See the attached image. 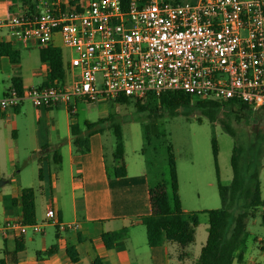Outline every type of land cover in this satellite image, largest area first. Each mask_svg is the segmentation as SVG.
I'll use <instances>...</instances> for the list:
<instances>
[{
	"label": "built area",
	"instance_id": "obj_1",
	"mask_svg": "<svg viewBox=\"0 0 264 264\" xmlns=\"http://www.w3.org/2000/svg\"><path fill=\"white\" fill-rule=\"evenodd\" d=\"M262 0H37L29 15L13 13L5 26L21 45L46 48L55 37L69 51V84L9 89L0 110L28 99L33 106L76 101L143 99L167 91L264 107ZM47 222L62 227L53 208ZM37 223H0V238L18 237Z\"/></svg>",
	"mask_w": 264,
	"mask_h": 264
},
{
	"label": "crops",
	"instance_id": "obj_2",
	"mask_svg": "<svg viewBox=\"0 0 264 264\" xmlns=\"http://www.w3.org/2000/svg\"><path fill=\"white\" fill-rule=\"evenodd\" d=\"M30 3L34 12L37 0L0 1V21H7L13 13H24ZM0 43L10 45L19 55L16 62L0 55V97L12 88L13 78L19 80L20 92L29 87H41L46 82L48 67L40 61L41 47L34 43L21 45L10 37L5 26L0 27ZM52 45L65 51L58 37L54 38ZM72 71L70 68L66 70L63 84L70 83ZM51 109L35 107L28 99H24L14 108L0 110V223L21 219L20 198L23 188H35V198L37 193L44 198L43 216L39 217L35 212V223H41V233L0 238V258L4 249H12L14 241L20 239L24 249L17 254V264H92L96 258H100L103 264H192L207 237L206 226L199 240L198 253H195L192 245L195 244L199 228L196 214L205 215L208 220L206 211L216 208H190L183 205L178 191L182 211L191 215V223L196 222L194 242L184 249L186 255L182 261L178 259L181 250L174 243L164 240L159 246L149 247L141 218L150 213L148 189L155 185L151 184L144 170L129 172L126 163L125 176H108L107 166L112 167L114 163L105 156L99 133L89 137V145L84 153H76L70 134L71 120L66 127L65 141L53 143L46 131L49 126L54 130L52 118L48 115ZM25 138L31 140L27 144L30 147H26ZM62 145H65L67 154L66 166L59 153ZM44 147L49 148V151L41 154L42 161L48 155L52 157V151H56L61 162L52 170L49 166L48 183L40 184L38 181V165L36 185H33L32 177L26 183L22 168L17 166V155L21 148L24 152L29 148L38 154ZM210 187L217 190L216 176L215 183H209ZM48 208L54 209L56 220L62 227L47 222L44 214ZM50 227L54 229V241L46 230ZM104 233L114 236L110 249L103 243ZM247 234L246 230L238 249L242 252V260H234L232 264H264V235L254 236L255 246H251L246 244ZM69 248L74 250V261L66 253Z\"/></svg>",
	"mask_w": 264,
	"mask_h": 264
},
{
	"label": "trees",
	"instance_id": "obj_3",
	"mask_svg": "<svg viewBox=\"0 0 264 264\" xmlns=\"http://www.w3.org/2000/svg\"><path fill=\"white\" fill-rule=\"evenodd\" d=\"M28 6L29 9L24 11L26 15L31 14L33 10L31 3ZM0 55L8 56L12 62L19 60L18 52L8 44L0 43ZM39 57L40 61L48 67L47 80L41 87L63 85L66 70L69 68L64 49L47 46L40 50ZM11 82L12 88L22 91L18 79L13 78ZM129 98L131 97L120 96L115 102L123 103ZM150 98H153L158 106L172 113L178 108L196 111L209 121L218 122L222 130L234 139L230 156L232 178L229 185H222L219 181L218 150L215 140H212L214 170L222 208L206 211L208 216L207 237L192 264H232L234 260L240 262L242 252L238 249L246 233V220L248 217H253L257 210L264 206L258 180L263 138L258 131L248 140H241L233 124L253 121V116L259 119L264 113V107L253 109L233 100L203 98L179 90L167 91ZM136 107L140 111L148 108L138 100ZM256 118L253 122H256ZM85 125L87 129L85 134H82L75 124L70 125L72 144L76 153H84L89 145V137L100 132V129L96 128L97 123H86ZM112 129L116 138L112 153L114 165L107 166V174L108 176L111 174L112 177H123L125 176V163L120 130L117 126ZM46 151H49V148L44 147L37 154V179L40 184L48 183L49 178V164L40 159L41 154ZM51 159L54 165L61 162V157L56 151H52ZM168 164L169 187L167 189L163 183H159L148 189L150 213L142 217L141 222L145 228L146 242L149 247L159 246L164 240L174 243L181 250L178 259L182 261L186 255L184 249L194 242L196 222L191 223L187 214L181 209L177 173L171 158ZM35 193L36 189L32 187L23 188L21 192V220L26 225L35 223ZM261 220L264 223V214L261 215ZM102 239L107 249L112 248L113 234L104 233ZM23 249V242L20 239L15 240L12 249L2 251L0 264H17V254ZM73 251L69 248L66 253L74 261L76 258ZM92 264H103V262L100 258H96Z\"/></svg>",
	"mask_w": 264,
	"mask_h": 264
},
{
	"label": "rangeland",
	"instance_id": "obj_4",
	"mask_svg": "<svg viewBox=\"0 0 264 264\" xmlns=\"http://www.w3.org/2000/svg\"><path fill=\"white\" fill-rule=\"evenodd\" d=\"M176 1L194 2L195 0ZM262 1L264 2V0ZM69 56V51L65 49V58L68 59ZM1 90L0 87V94ZM137 100L148 108L143 111L138 110ZM48 115L52 118L54 130L49 126L46 131L55 144L65 141L66 127L70 120L71 124H75L82 134L87 131L86 123H97L96 128L100 129L99 134L108 161L112 159L111 152L116 143L112 128L117 126L121 135L124 163L128 165L129 172L142 169L151 184L163 183L168 189L170 182L168 161L171 158L176 168L178 191L183 205L190 208H222L216 188H209L210 182L215 183L212 140H215L217 145L221 184L228 185L232 176L230 156L234 139L222 130L218 122H211L198 112L186 108H178L172 113L168 109L158 106L150 97L129 98L123 103L107 100L94 102L78 100L75 103L74 114H70L64 105L60 104L48 111ZM255 118L253 116L252 120L254 121ZM253 121L234 123L233 127L241 140H248L258 131L263 138L258 180L261 199L264 202V113L259 119L256 118V122ZM25 140L27 141L26 147H30L27 144H30L31 140L29 138H25ZM28 149L24 152L21 148L17 155V166L22 168L26 183L32 177L33 185H36V165H38L36 157L38 155ZM59 153L63 157L64 166H66L65 145L61 146ZM51 158V155H48L47 159L43 161H45L44 163L48 161L52 170L56 165L52 163ZM109 170L112 172L111 168ZM43 199L37 193L35 212L39 217L43 216ZM261 214H264V206L259 208L253 217H248L246 220L248 234L245 240L247 245L255 246L253 237L264 235ZM186 216L191 218L190 214ZM196 217L199 228L192 248L195 253H198L199 240L204 235V229L208 223L205 215L196 214ZM39 225L43 230L40 222ZM46 230L50 232L51 239L54 241L52 235L54 229L50 227ZM31 233V229L26 231L27 235Z\"/></svg>",
	"mask_w": 264,
	"mask_h": 264
},
{
	"label": "water",
	"instance_id": "obj_5",
	"mask_svg": "<svg viewBox=\"0 0 264 264\" xmlns=\"http://www.w3.org/2000/svg\"><path fill=\"white\" fill-rule=\"evenodd\" d=\"M1 183V182H0Z\"/></svg>",
	"mask_w": 264,
	"mask_h": 264
}]
</instances>
